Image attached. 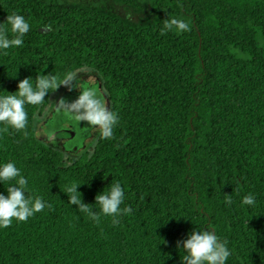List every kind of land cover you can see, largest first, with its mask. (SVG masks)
Segmentation results:
<instances>
[{
  "label": "trees",
  "instance_id": "16d2710c",
  "mask_svg": "<svg viewBox=\"0 0 264 264\" xmlns=\"http://www.w3.org/2000/svg\"><path fill=\"white\" fill-rule=\"evenodd\" d=\"M114 1L128 12L0 0L9 38L8 15L30 26L22 46L0 52V95L24 78L58 80L39 104L25 105L24 129L0 122V162H14L27 193L51 205L0 229V264H181L177 243L201 229L227 242L225 264H264V0ZM171 17L189 30L161 34ZM68 72L96 74L117 116L111 138L94 129L91 151L90 138L67 152L56 145L61 135L36 137ZM116 181L120 207L130 209L116 224L67 203L64 190L76 184L96 212L95 196ZM248 193L256 204L241 207Z\"/></svg>",
  "mask_w": 264,
  "mask_h": 264
},
{
  "label": "clouds",
  "instance_id": "9594fccd",
  "mask_svg": "<svg viewBox=\"0 0 264 264\" xmlns=\"http://www.w3.org/2000/svg\"><path fill=\"white\" fill-rule=\"evenodd\" d=\"M6 21L11 38L8 37L4 29L0 28V52H4V54H6L4 50L23 45V37L28 33L30 27L25 17L16 13L8 15ZM188 30L189 26L184 20L171 17L164 20L160 32L161 34H164L165 31L180 33ZM73 75V72L66 73L59 84H66L73 78ZM56 87H58L57 77L48 74L35 77L34 83L29 78L19 80L16 90L13 91L14 94L0 95V122L6 128L24 129L27 122L25 105L39 104L48 90ZM94 93H97L95 86L85 87L83 93L78 97L73 107L82 106L85 112L77 119L82 118L91 125H99L101 139L111 138L112 129L117 120L116 113L105 111L103 99L100 98L98 103L93 98ZM3 184H7V187L3 193H0V229L7 228L13 220L18 223L23 222L45 207L51 208V205L41 196L33 197L27 193V179L12 161L0 162V185ZM77 186L73 184L65 188L64 192L68 197L67 203L69 205L77 204L76 210L86 214L94 222L102 215L110 217L112 223L116 224L119 216L130 211L127 206L120 207L124 201V191L119 181L109 184L106 191L103 189L95 196V202L92 205L98 209L96 212H93L88 204L81 203V194L77 191ZM232 203L230 197L225 198L226 207ZM255 204L254 193L244 194L240 199L241 207H253ZM177 249L183 252V255L179 257L181 264H225L231 254L227 242L218 238L214 229L191 231L183 240L182 245L177 243Z\"/></svg>",
  "mask_w": 264,
  "mask_h": 264
},
{
  "label": "rangeland",
  "instance_id": "374dc122",
  "mask_svg": "<svg viewBox=\"0 0 264 264\" xmlns=\"http://www.w3.org/2000/svg\"><path fill=\"white\" fill-rule=\"evenodd\" d=\"M68 1L97 2V3L104 4L109 8L118 10L120 12H128L126 8H124L122 5L118 4L114 0H68ZM76 76H77V73H74L73 78L69 80L67 83L75 80L77 78ZM67 83L62 85L60 91L61 90L64 91L65 87L67 86ZM93 86H95V90L97 92L93 94V98L96 99L97 102L99 103V99L102 98V95H101L102 92L100 88H98L96 84H94L88 79L81 80L76 90H70L65 94V97H64L65 103L62 106H59L57 111H55L54 120L49 121L51 125L49 123L50 126H48V131L52 132L51 134H53L56 131L55 129H58V130L64 129L67 132L66 135L70 137V141H71L70 144L74 142V144L72 145L74 149H77L79 146H82L83 141L88 135L90 138V142L88 143L87 148L89 149V151H91L93 144H94V140L96 138L97 133L95 134L94 132L93 135L92 133L89 134L90 129L92 128L93 125H91L85 119H82V118L77 119L78 116L83 115V113L85 112V109L82 106L73 107L78 97L83 93L84 88L85 87L91 88ZM60 91L52 95L50 104L49 106H47V108L45 109L46 112L43 114L44 117L47 115V113L51 109V106L54 103L55 98L62 92ZM65 113H67V115H65ZM43 116H40V117L43 118ZM72 133H74V136H70ZM59 135L63 136L62 134H58V136Z\"/></svg>",
  "mask_w": 264,
  "mask_h": 264
},
{
  "label": "water",
  "instance_id": "95a60500",
  "mask_svg": "<svg viewBox=\"0 0 264 264\" xmlns=\"http://www.w3.org/2000/svg\"><path fill=\"white\" fill-rule=\"evenodd\" d=\"M84 79H88L91 82H93L94 84H96V86L98 88H100L101 90V82L99 77L96 74H83L80 75L79 77H77L75 80L71 81L68 83V85L65 87L64 91H62L56 98V101L54 103V105L52 106V109L49 111V113H47L46 117L39 121L37 124V130H36V137L39 139H45L46 141L50 142L53 141L57 138L58 134H62V138L60 140L59 143H57L56 145H59L62 149L66 150L67 152H76L80 149H82L86 144L87 141L89 139V136L87 135L85 140L83 141L82 146H79L77 149H74L72 147V145L74 144V142L72 144L70 141V137L67 136V132L64 129H55V133L51 134L52 132L48 131V126L51 125V123L49 121H53L54 117H55V111H57V109L59 108V106H62L65 103L64 97L65 94L70 91V90H76L79 86V83L81 80ZM102 92V90H101ZM102 99L104 101L105 104V111L109 110V99L104 96L103 92H102ZM50 123V125H49ZM99 125H93L92 128L90 129V133L93 134V131L96 127H98ZM70 136H74V133H72ZM80 144V143H79Z\"/></svg>",
  "mask_w": 264,
  "mask_h": 264
},
{
  "label": "flooded vegetation",
  "instance_id": "af4514ba",
  "mask_svg": "<svg viewBox=\"0 0 264 264\" xmlns=\"http://www.w3.org/2000/svg\"><path fill=\"white\" fill-rule=\"evenodd\" d=\"M56 98H57V97H56ZM56 98H55V99H56ZM54 103H55V102H54ZM53 105H54V104H53Z\"/></svg>",
  "mask_w": 264,
  "mask_h": 264
}]
</instances>
